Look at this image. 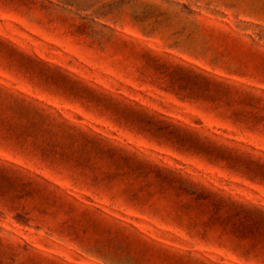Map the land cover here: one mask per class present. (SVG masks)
<instances>
[{
  "label": "rangeland",
  "instance_id": "374dc122",
  "mask_svg": "<svg viewBox=\"0 0 264 264\" xmlns=\"http://www.w3.org/2000/svg\"><path fill=\"white\" fill-rule=\"evenodd\" d=\"M0 264H264V0H0Z\"/></svg>",
  "mask_w": 264,
  "mask_h": 264
}]
</instances>
